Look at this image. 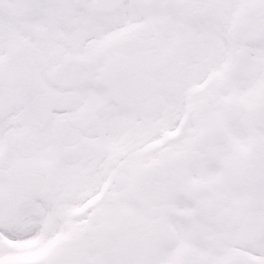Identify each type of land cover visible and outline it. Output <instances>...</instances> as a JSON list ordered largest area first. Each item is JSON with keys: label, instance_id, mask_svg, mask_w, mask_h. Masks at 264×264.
<instances>
[{"label": "snow or ice", "instance_id": "snow-or-ice-1", "mask_svg": "<svg viewBox=\"0 0 264 264\" xmlns=\"http://www.w3.org/2000/svg\"><path fill=\"white\" fill-rule=\"evenodd\" d=\"M0 264H264V0H0Z\"/></svg>", "mask_w": 264, "mask_h": 264}]
</instances>
